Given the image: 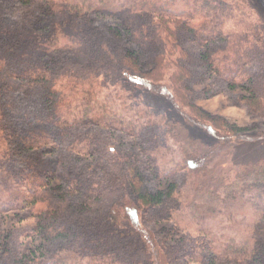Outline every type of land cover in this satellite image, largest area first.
Listing matches in <instances>:
<instances>
[{"label":"trees","instance_id":"trees-1","mask_svg":"<svg viewBox=\"0 0 264 264\" xmlns=\"http://www.w3.org/2000/svg\"><path fill=\"white\" fill-rule=\"evenodd\" d=\"M107 8L120 12L119 23L93 16ZM249 51L264 60V24L249 0H0V219L10 211L36 218L18 242L13 228L0 229V264H264V239L216 249V233L199 241L189 230H203L197 209L224 206L219 214L229 202L250 207L249 227L259 217L264 224V160L212 174L219 151L249 135L195 102V85L206 79V98L243 86L240 103L264 115V76L243 71ZM123 82L166 97L215 139L179 146L171 175L185 171L182 183L162 176L167 160L156 152L178 141L182 127L101 104L100 93ZM104 130L129 142L118 150ZM76 153L91 160L81 164ZM58 163L66 172L56 182ZM153 168L170 183L146 186ZM99 171L103 178L91 181ZM195 200L201 206L189 213L173 210L172 226L153 225L168 205ZM182 228L190 239L176 240ZM34 237L38 246H25Z\"/></svg>","mask_w":264,"mask_h":264},{"label":"rangeland","instance_id":"rangeland-1","mask_svg":"<svg viewBox=\"0 0 264 264\" xmlns=\"http://www.w3.org/2000/svg\"><path fill=\"white\" fill-rule=\"evenodd\" d=\"M41 1V0H40ZM97 1V0H94ZM251 4L257 8L259 16L261 17L263 24H264V0H249ZM15 10V9H14ZM16 11V10H15ZM59 14L56 15V18H59L62 20L63 17V11L58 12ZM94 17H96L97 20L106 21L108 23H119L120 22V12L112 11L110 9H96L92 12ZM256 17V15H255ZM56 20V19H54ZM199 47V44H196ZM249 62L244 66L243 71L249 75V76H255L259 74L261 78L264 76V60L263 55L261 52L252 53L249 51L248 53ZM202 78H199L198 80H201ZM208 80L204 79L195 85V93L197 94L195 102L208 112H210L213 115H217L219 117L225 118L229 123L236 124L237 126L245 128L244 133L249 135L247 139L243 140L242 142L236 143L235 146H231L227 148L226 150L222 149L219 151V155L215 157L211 163L213 164V167H215V170L212 174H216L220 171H227L230 168H238V166L241 167V165H251L255 162H258L260 160H264V115L263 114H251L249 111V108L239 101V96L243 93H247L246 89L243 86H238L234 90H230L228 87L226 88H219L221 90L219 93H217L214 96H211L209 98H206L204 96V93L202 89L208 85ZM123 87L118 86L117 90L112 91L110 89L103 90L102 93H100L99 100H101V104L112 103V106L121 107V109L124 110L125 107H132V108H140L142 110H147L149 112H152V114L159 116V117H165L169 120H171L173 123H177L178 127L181 128V132L178 134V141L176 139H169L166 142L160 143V150L156 152L159 156L166 158L167 163L165 165L161 166L160 173L162 176L169 174L171 177H169V180H175L180 183L184 180L185 174L182 170L180 173H176L173 177L171 175L172 169L175 167V161L176 158L180 156L179 152V146H187V148L191 146H202L206 143H212L215 141V139L206 133L203 129H201L197 124L190 121L186 117H184L172 104L170 100H168L166 97L162 95H158L155 93H152L150 91L143 90L141 88L135 87L134 85H128L127 83L123 82ZM121 105V106H120ZM111 106V105H109ZM180 124V125H179ZM106 133V138L110 137V140L105 139L104 142L107 144H116V147H118V150H121V146H118L119 141H124L125 143H128L127 137L123 135H120L118 132L113 135V131H107L104 130ZM116 137V138H114ZM118 139V140H116ZM126 139V140H125ZM116 140V141H115ZM223 147L225 144L222 145ZM147 149L150 148V146H147V143H145V146ZM227 147V144H226ZM192 148V147H191ZM63 151V150H62ZM230 154H227L228 152ZM61 152V151H60ZM65 154V153H63ZM227 154V155H226ZM74 158H79V162L81 164H85L88 161L91 160L90 157H88L85 154L82 153H76L73 154ZM141 157V163L145 166L148 165L147 159L149 158L147 155L143 154L140 155ZM63 161V160H62ZM69 159L67 160V162ZM166 162V161H165ZM161 163H164L162 160ZM57 170L55 171V181L58 182L61 176V174L65 173V164L58 163ZM218 168V172L217 169ZM182 169V168H181ZM148 170V175H146V183L145 185L148 186L151 189H156L158 187H164L166 184L170 183L168 179L166 181L160 183L158 178L155 176V173L157 171V168H153L151 170ZM103 171H99V174L94 173V178L91 181H98L100 178H103ZM165 177V176H164ZM176 179H175V178ZM109 178V177H108ZM108 178L106 179L108 181ZM100 181V180H99ZM107 181H101V182H107ZM253 201L254 198H251ZM255 201V200H254ZM168 202V203H167ZM166 205L172 204V201L167 200ZM213 201L211 200V203ZM197 203V207H200L201 205L198 203V200H195L192 204L188 205L183 204L178 209L176 206L168 205L166 210V215H160L155 220V223L153 222V225L156 229H159L161 226L167 225L172 226L174 223V219H171L173 217V210L176 211L175 215H180L178 211H183L185 213H189L190 210L195 207L194 204ZM227 211L219 212V214H214V211H218L219 208H224V206H219L218 208L216 205L212 204V206H206L203 209H197L199 213V221L203 223V230H199V226H190V232H192V236L198 237L199 241H204L206 239L205 237H208V234L206 231L211 230L215 234V239L220 242V244H216V249L221 247V249H225L224 247V241H233L234 244L238 243H249L251 239L255 238H261L264 239V224L262 223V219L259 217L258 221L254 224H251L249 227L247 224V221L251 218V212L250 207L245 204V208L240 205V203L232 202L230 205V202L227 203ZM226 207V206H225ZM254 207L256 208V203H254ZM246 209V210H245ZM193 210V209H192ZM201 215L204 216V218H201ZM218 215V216H217ZM206 218V219H205ZM171 219V220H170ZM256 221V220H255ZM246 227L244 226L245 224ZM36 224V218L32 216L29 212H16V211H10L9 213L2 214V220L0 219V229L3 230H9V228L14 229V235L16 236V240L18 238L19 241H21L20 238L23 234H21L20 231L26 235V232L30 233V229L33 228V226ZM27 230V231H26ZM176 237V240H181L182 238H191L190 233L185 229L182 228ZM17 240V242H18ZM37 245L41 242L39 238L34 237L26 239L25 246L31 244ZM223 250H221V253ZM219 256V255H218ZM222 256V255H221ZM212 257V256H211ZM213 259H216L214 256ZM190 264H199L192 262ZM215 264H236L235 262L228 263L225 258L218 257L215 261Z\"/></svg>","mask_w":264,"mask_h":264}]
</instances>
